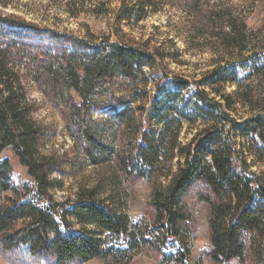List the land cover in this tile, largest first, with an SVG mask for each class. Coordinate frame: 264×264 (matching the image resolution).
Wrapping results in <instances>:
<instances>
[{
	"label": "trees",
	"instance_id": "obj_1",
	"mask_svg": "<svg viewBox=\"0 0 264 264\" xmlns=\"http://www.w3.org/2000/svg\"><path fill=\"white\" fill-rule=\"evenodd\" d=\"M166 1L142 0L130 15L122 8L116 23L131 16L139 21L145 9ZM111 37L91 41L0 12V153L11 148L32 180L5 199L14 192L7 165L0 163V259L86 264L124 259L119 255L138 247L159 264H200L186 245L193 233L186 198L195 190L208 206L207 263L264 264V178L254 171L264 165V113L234 118L231 102L240 101L245 79L264 76V53H250L191 82L166 74L170 54L160 46ZM20 69L35 85L44 74L55 79V90L44 95L86 166L112 165L129 186L152 185L150 224L132 226L93 188H81L73 200L53 198L72 164L38 152L41 132L25 101ZM226 87L234 91L226 94ZM197 123L202 128L182 144L181 130ZM121 144L127 152L115 149ZM167 243L176 248L165 249Z\"/></svg>",
	"mask_w": 264,
	"mask_h": 264
},
{
	"label": "rangeland",
	"instance_id": "obj_2",
	"mask_svg": "<svg viewBox=\"0 0 264 264\" xmlns=\"http://www.w3.org/2000/svg\"><path fill=\"white\" fill-rule=\"evenodd\" d=\"M141 1L0 0V6L5 5L0 7V12L41 28L91 41L112 36L111 42L123 41L136 46L146 44L152 48L160 46L163 53L170 54L164 63L166 74L191 82L202 79L205 73L216 67L245 58L250 53H264V0H193L190 3L167 0L166 3L157 2L154 7L145 9L143 19L139 21L131 16L128 22L116 23L122 8H125L126 15H130V11L139 10ZM18 73L25 101L33 106L32 121L41 132L38 152L64 158L72 164L65 168L62 187L53 194V198L58 202L73 200L81 188H93L110 210L127 215L132 226L139 228L143 224H150L148 201L152 185L142 182L129 186L112 165L99 168L86 166L75 142L65 133L58 112L44 95V90H55L56 85L52 84L55 79L44 74L39 77L40 85H35L28 72L20 69ZM232 91L234 88H225L226 94ZM240 93V101L231 98V102L234 100V118L246 119L259 112L264 113V76L245 79L241 83ZM201 128L199 123L193 128L185 126L179 141L187 144ZM114 147L121 153L129 149L126 144ZM2 162L7 165L8 183L14 192L3 197L12 198L13 194L22 193V186L32 183V180L11 148L0 153ZM254 171L264 178L263 164ZM52 179H58L57 175ZM162 180L165 183L166 179ZM158 182L160 179L155 180V184ZM186 205L193 218V233L186 237V245L194 262L199 260L200 264H208L204 257L208 249V206L200 201L195 190L187 196ZM163 246L165 249L176 248L173 243ZM119 256L126 257H108L86 264H159L156 257L143 248L134 247ZM0 264L7 263L0 259Z\"/></svg>",
	"mask_w": 264,
	"mask_h": 264
}]
</instances>
